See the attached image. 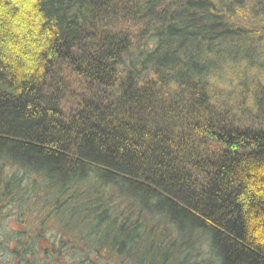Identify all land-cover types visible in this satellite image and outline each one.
Returning <instances> with one entry per match:
<instances>
[{
    "label": "trees",
    "instance_id": "trees-1",
    "mask_svg": "<svg viewBox=\"0 0 264 264\" xmlns=\"http://www.w3.org/2000/svg\"><path fill=\"white\" fill-rule=\"evenodd\" d=\"M0 187L103 264H264V0H0Z\"/></svg>",
    "mask_w": 264,
    "mask_h": 264
},
{
    "label": "flooded vegetation",
    "instance_id": "flooded-vegetation-1",
    "mask_svg": "<svg viewBox=\"0 0 264 264\" xmlns=\"http://www.w3.org/2000/svg\"><path fill=\"white\" fill-rule=\"evenodd\" d=\"M1 187L0 264H103L102 252L76 250L73 227L67 229L68 239H61L63 229L60 231L58 224L51 228L54 222L45 215L43 203L15 200L11 204V197ZM40 197L41 194L35 199ZM57 227L58 232H54ZM91 253L99 259L93 260Z\"/></svg>",
    "mask_w": 264,
    "mask_h": 264
},
{
    "label": "rangeland",
    "instance_id": "rangeland-1",
    "mask_svg": "<svg viewBox=\"0 0 264 264\" xmlns=\"http://www.w3.org/2000/svg\"><path fill=\"white\" fill-rule=\"evenodd\" d=\"M238 85H239V81H237V79H233V80H228V81H226L225 83H223V84H221L220 86H219V88H217V93L220 95H223V94H229V92L230 91H232L233 89H235L236 87H238ZM241 87V86H240ZM249 90V89H248ZM248 90H247V92H248ZM235 91V90H234ZM234 97V96H233ZM233 103H235V100H234V102ZM51 225V228L52 227H55V226H58L57 224H55V223H53V224H50ZM53 231L54 232H58V227H57V229H53ZM189 233H193L194 234V237H203V235L200 233V232H197V231H195V230H191V231H189ZM90 238V237H89ZM85 247H79L80 249H82V250H85V249H87V247H86V245L85 244H83ZM79 249V250H80ZM91 257H92V259L93 260H98L99 258L95 255V253H91ZM208 258L210 259V260H213L212 259V257H211V255H208Z\"/></svg>",
    "mask_w": 264,
    "mask_h": 264
}]
</instances>
